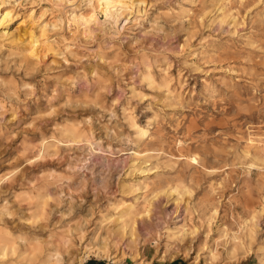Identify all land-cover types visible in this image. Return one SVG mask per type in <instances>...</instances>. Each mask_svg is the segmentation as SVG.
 <instances>
[{
  "label": "rangeland",
  "instance_id": "rangeland-1",
  "mask_svg": "<svg viewBox=\"0 0 264 264\" xmlns=\"http://www.w3.org/2000/svg\"><path fill=\"white\" fill-rule=\"evenodd\" d=\"M76 1L0 29V264H264V0Z\"/></svg>",
  "mask_w": 264,
  "mask_h": 264
},
{
  "label": "bare ground",
  "instance_id": "bare-ground-1",
  "mask_svg": "<svg viewBox=\"0 0 264 264\" xmlns=\"http://www.w3.org/2000/svg\"><path fill=\"white\" fill-rule=\"evenodd\" d=\"M68 1H71L73 3V1L75 0H68ZM77 2L79 1L77 0L76 3ZM4 3H8L7 5H9L10 7H7L4 11L0 12V29L2 30L4 28L10 27L13 21L17 18V14L19 11H17V13H15V11L20 7L21 0H5ZM62 4L63 2H60L59 0V2H55L54 6L58 9H61ZM70 4L71 3H69V6H71ZM86 4L88 6V7L86 6V8L79 6V3L73 5L72 9L68 11L69 13L66 16V20H68L70 23H74L75 26L77 27L82 25L85 29H88L89 31L93 30L94 24H100L104 22L100 19L99 12L105 15V21H110L115 23L118 22L117 20L124 18L127 13L126 8H124L123 4L121 3V0H86ZM18 10H20V8ZM48 11L49 8H47L46 6L41 7L40 13L33 14L27 19V21L30 22L32 25H37V29H38V26H41L45 21V19L47 18L46 14L48 13ZM64 18L65 17H63V15H59L56 18L54 17L52 19L49 18L47 29L44 32L45 35L47 36V35L55 34V29L59 30V27L61 28V23L63 22Z\"/></svg>",
  "mask_w": 264,
  "mask_h": 264
},
{
  "label": "crops",
  "instance_id": "crops-1",
  "mask_svg": "<svg viewBox=\"0 0 264 264\" xmlns=\"http://www.w3.org/2000/svg\"><path fill=\"white\" fill-rule=\"evenodd\" d=\"M98 264V262H96L95 260L94 261H89V262H86L85 264ZM106 264V263H105Z\"/></svg>",
  "mask_w": 264,
  "mask_h": 264
},
{
  "label": "trees",
  "instance_id": "trees-1",
  "mask_svg": "<svg viewBox=\"0 0 264 264\" xmlns=\"http://www.w3.org/2000/svg\"><path fill=\"white\" fill-rule=\"evenodd\" d=\"M89 261H94V259H91V260H89ZM89 261H88V262H89ZM84 264H85V263H84Z\"/></svg>",
  "mask_w": 264,
  "mask_h": 264
}]
</instances>
